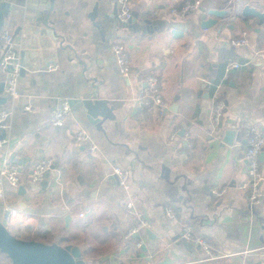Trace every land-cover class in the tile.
Here are the masks:
<instances>
[{
  "label": "crops",
  "instance_id": "crops-1",
  "mask_svg": "<svg viewBox=\"0 0 264 264\" xmlns=\"http://www.w3.org/2000/svg\"><path fill=\"white\" fill-rule=\"evenodd\" d=\"M129 1L137 18L127 28L117 21V0L0 1V9H9L3 29L15 36L23 27L15 37L25 69L19 99L1 106L12 114L8 129H0L5 141L0 158L17 168L27 190L20 196L0 175L5 192L0 220H6L5 207L20 211L23 226L15 229L20 238L77 246L87 264H263L264 182L263 200L256 206L239 187L247 179L244 125L264 131V24L238 17L223 28L202 30L199 9L214 0H200L199 9L185 18L169 11L187 0ZM243 3L264 11V0ZM36 6L53 8L55 33L73 50L61 48L53 32L41 37L28 24ZM242 32L249 45L232 46ZM116 39L131 57L128 78L119 73L111 50ZM234 63L240 66L227 72ZM149 75L159 79L168 104L162 117L140 104ZM94 94L116 105L117 119L106 122L105 133L89 126L90 141L77 143L74 123L82 116L74 107L68 126L50 123L57 100ZM217 99L225 110L215 128ZM174 105L177 111L170 110ZM230 129L237 131L232 146L223 143ZM49 156L56 157L54 169L40 184L33 183L35 164ZM259 161L264 172V150ZM114 165L130 172L128 190L112 178ZM215 189L225 193L216 198ZM129 201L156 234L153 243L144 231L125 239L140 221L128 212ZM81 212L84 217L78 218ZM188 223L212 244L214 256L181 238ZM137 240L144 241L146 252L135 248Z\"/></svg>",
  "mask_w": 264,
  "mask_h": 264
},
{
  "label": "built area",
  "instance_id": "built-area-1",
  "mask_svg": "<svg viewBox=\"0 0 264 264\" xmlns=\"http://www.w3.org/2000/svg\"><path fill=\"white\" fill-rule=\"evenodd\" d=\"M200 5V0H187L180 7L173 6L169 12L173 16L185 18L189 13L198 10ZM243 5H245L243 0H232L229 6L230 14L226 19L227 23H234L238 19ZM116 15L121 28H124V25L127 24L133 17V10L129 0H117ZM231 45L239 48L247 47L249 45L247 32H242L239 36L234 37L231 40ZM111 50L115 56L119 73L124 78H128L132 72V61L125 43L121 39H116L111 46ZM0 51V77L4 83V93L12 101H16L19 99L18 82L21 77L22 65L19 58L17 40L9 30L2 29L0 31ZM186 51L189 52L190 48H187ZM239 66L240 65L238 63H234L227 68V72H229L230 68H238ZM144 82L145 88L143 89V96L140 100V104L149 109H156L158 115L162 117L168 109V104L164 100L159 79L154 75H149L146 77ZM25 109L27 111H31L32 107L27 105ZM224 110L225 104L223 100L217 99L212 107V122L215 128H217L222 121ZM71 112V105L67 99L57 100L51 110L50 123L57 128H64L68 126ZM11 114L12 111L10 109L0 107L1 130L8 129ZM74 125L77 129V132H75L76 142L79 144L88 143L90 141V136L87 130L79 125V123H74ZM244 129L245 135L248 139V147L244 153V158L247 161V179L240 185L239 188L247 194L250 205L256 206L263 200L262 183L264 182V172L260 167L259 155L264 150V131H259L254 126L249 124H245ZM4 142L5 141L3 139H0V153ZM89 149L93 153L95 152L96 147L91 144ZM55 162L56 157L49 156L35 164L32 170V182L40 184L45 179L47 173L54 169ZM112 172L118 177V181L123 189L128 190L130 172L120 165H114L112 167ZM0 175L5 178L8 185L12 189L16 192L18 191L21 186V178L17 168L7 160L2 161L1 158ZM224 193L225 190L219 191L215 189L213 191L216 198L221 197ZM4 196L5 192L0 185V202L3 201ZM133 207V202L129 201V203H127L128 212L140 218V215L134 211ZM5 211L7 213L6 222L8 229L12 232L13 229H16L18 226L21 227L19 224H17V227H14L16 224H14L15 221H21V212L12 210L10 207H5ZM77 216L78 218H83L84 213L81 212ZM167 216L168 218L173 219L175 217V213L173 210H168ZM139 220L138 226L126 235L125 239L127 241H129L135 234H141L146 228V222L141 218ZM181 238L200 248L206 255L210 257L215 255L212 244L201 234L197 233L192 224L188 223L184 225ZM134 245L137 250H141L144 245V241L137 240Z\"/></svg>",
  "mask_w": 264,
  "mask_h": 264
},
{
  "label": "water",
  "instance_id": "water-1",
  "mask_svg": "<svg viewBox=\"0 0 264 264\" xmlns=\"http://www.w3.org/2000/svg\"><path fill=\"white\" fill-rule=\"evenodd\" d=\"M232 0H214V5L205 6L199 9L200 11V28L202 30H207L215 26L220 28L224 27L226 19L229 16V6ZM97 12V7H96ZM36 13L35 19L29 20L30 26L36 27V33L41 37L45 33L53 32V39L59 42V45L63 49L73 50L71 45L64 47L65 39L55 33L54 22L50 19L51 12L53 8L43 9L40 11L39 6L34 9ZM9 16V9L4 11L0 9V31L3 29L4 23ZM244 21L257 20L258 24L261 26L264 24V11L258 10L256 7L245 4L241 9L239 15ZM137 18L133 14V17L129 20L127 24L124 25L125 28L129 27L131 23ZM33 23V24H32ZM227 24V23H226ZM23 27L20 26L16 30V37L22 32ZM48 31V32H46ZM257 32H260L258 29ZM50 34V33H49ZM14 36L15 39H17ZM38 43V41H36ZM1 54V51H0ZM23 66V65H22ZM25 69L22 67L21 75H25ZM95 97L87 99L83 98L79 101H71V109L73 107L75 111H80L82 117H80V125L88 129L89 126L95 127L98 131L105 133V125L107 121H115L117 119L114 114L116 110V105L109 99L98 97V94H94ZM8 98L4 93V83L0 82V107L8 103ZM78 105V106H77ZM177 105L170 108L171 111H177ZM185 135V130H182L180 136ZM237 131L234 129L227 130L224 135L223 143L228 146H232L236 140ZM115 181H118L117 176H112ZM18 194L24 197L27 194V190L24 186H20L18 189ZM72 221L71 215L65 217L66 225ZM144 233L149 237L150 242L156 240V234L152 232L149 228L144 229ZM141 234L137 233L134 237L139 238ZM142 249L146 252L148 250L147 245H143ZM0 253L7 255L12 264H87L83 259V253L81 248L77 246H62L59 243H44L37 240H24L16 235H14L7 227V222L0 220ZM261 264V263H259Z\"/></svg>",
  "mask_w": 264,
  "mask_h": 264
},
{
  "label": "rangeland",
  "instance_id": "rangeland-1",
  "mask_svg": "<svg viewBox=\"0 0 264 264\" xmlns=\"http://www.w3.org/2000/svg\"><path fill=\"white\" fill-rule=\"evenodd\" d=\"M127 50H128V48H127ZM75 141H76V140H75ZM46 158H47V157H46ZM39 162H40V161H39ZM2 220H3V219H2ZM15 220H16V217H15ZM17 220H18V219H17ZM15 223H16V224H15ZM14 224H15L14 227H16L17 224L23 226L21 221H15ZM17 228H18V227H17ZM17 228H16V229H17ZM19 228H22V227H19ZM18 231H19V230H15V229H13L12 233H13L14 235H16V236L19 237L20 234L18 233ZM0 264H6L5 261L3 260V258H1V257H0ZM8 264H9V263H8ZM10 264H11V263H10Z\"/></svg>",
  "mask_w": 264,
  "mask_h": 264
},
{
  "label": "trees",
  "instance_id": "trees-1",
  "mask_svg": "<svg viewBox=\"0 0 264 264\" xmlns=\"http://www.w3.org/2000/svg\"><path fill=\"white\" fill-rule=\"evenodd\" d=\"M222 76V75H221ZM218 83V81L215 83V84H217ZM215 87L213 86V88L212 89H214ZM0 254H2V255H4V257H6L7 259H8V261H9V263H11L12 264V262L10 261V259L7 257V255H5V254H3V253H0Z\"/></svg>",
  "mask_w": 264,
  "mask_h": 264
},
{
  "label": "bare ground",
  "instance_id": "bare-ground-1",
  "mask_svg": "<svg viewBox=\"0 0 264 264\" xmlns=\"http://www.w3.org/2000/svg\"><path fill=\"white\" fill-rule=\"evenodd\" d=\"M16 227H17V225H16ZM18 228H19V226H18Z\"/></svg>",
  "mask_w": 264,
  "mask_h": 264
}]
</instances>
